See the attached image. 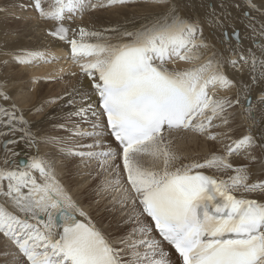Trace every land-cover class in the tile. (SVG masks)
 Segmentation results:
<instances>
[{
  "label": "snow or ice",
  "instance_id": "obj_1",
  "mask_svg": "<svg viewBox=\"0 0 264 264\" xmlns=\"http://www.w3.org/2000/svg\"><path fill=\"white\" fill-rule=\"evenodd\" d=\"M131 2L0 0V24L44 22L79 69L26 109L14 73L60 58L0 31V264H264V0H148L138 23L73 26ZM70 160L98 178L107 223L63 182Z\"/></svg>",
  "mask_w": 264,
  "mask_h": 264
},
{
  "label": "bare ground",
  "instance_id": "obj_2",
  "mask_svg": "<svg viewBox=\"0 0 264 264\" xmlns=\"http://www.w3.org/2000/svg\"><path fill=\"white\" fill-rule=\"evenodd\" d=\"M129 9L126 10L123 9L122 7H117V8H112L111 10L99 9L98 12L91 11L89 14H87L88 16L83 17L82 20L80 19L75 20L73 26L82 25L90 28H101V27H110L115 25H124L125 23H128L130 25L132 22L138 23L141 17L156 11V9L152 7L148 2H146L145 4H141V3L136 4L132 7H129ZM44 26H45L44 22H40V21H30L27 25H24L18 21L9 20L3 24H0V31H3L5 29L18 28L21 30L22 35L20 37H17L16 40L20 44L31 49H40V50L48 49L50 53L60 58L62 55H64V49L67 48V46L64 45L62 42H57L51 40V38L46 37L43 31ZM25 32L27 33V35H23V33ZM4 39L5 37L0 35V42H3ZM245 43H248V41H246ZM177 66L187 67V64L180 63ZM61 69L64 70L63 80L56 79L51 82L42 81L39 85L36 86L35 92L29 91V88L31 87L30 84L31 76L51 75L53 77H58L61 75L60 72ZM73 71L77 73V76H71L68 74ZM14 77L25 82L19 86L20 88L23 89L24 94L22 96H17L16 99H17V103H19L22 107H25L27 109L32 105H39L45 99L50 98L56 94L62 93L65 90L71 89L73 86L77 85L79 82V69L75 65H71L70 63L63 61L60 58L51 63H43L38 67L19 69L17 72L14 73ZM52 84H55L54 88L48 90L49 86H51ZM13 92L15 94L16 90L14 89ZM47 111L48 113H45L46 115L47 114L54 115L57 109L55 107H52V108H48L46 112ZM42 116H44V114L43 115L34 114L29 116V118L34 122L33 131L39 130L41 132H44L50 130L51 122L46 121L45 116L44 118H42V120L40 119V122L37 121ZM176 135L182 136L184 134L180 133ZM192 141L195 144H199L201 142L200 141L199 143H197L194 140ZM188 145L190 146V144ZM50 151H54V150L51 148H44V147L41 148L42 154L44 152H50ZM66 164H67V168L63 169V171L66 173H71V175H64L63 182L68 187L74 199L78 200L86 208V210L89 211L90 214L92 213L91 211L94 210L93 216L95 214L98 215L99 222L107 223L109 218V213L104 209L106 205L109 204V198L106 194H103V196L99 197L97 195L98 193L94 191V189L98 184V178L93 179L92 177L87 175L86 173L88 169L77 170L74 167V165L76 164L75 160L66 161ZM98 200H100L99 203H97ZM99 205H101V207H98Z\"/></svg>",
  "mask_w": 264,
  "mask_h": 264
},
{
  "label": "rangeland",
  "instance_id": "obj_3",
  "mask_svg": "<svg viewBox=\"0 0 264 264\" xmlns=\"http://www.w3.org/2000/svg\"><path fill=\"white\" fill-rule=\"evenodd\" d=\"M135 2H131L130 4H129V6L127 5V6H124V7H122L123 9H126V10H128L129 9V7H132V6H134V5H136V4H139V3H141V4H145L146 2H148V0H134ZM138 1H139V3H138ZM143 2V3H142ZM127 7V8H126ZM112 9V8H111ZM111 9H109V10H111ZM131 9V8H130ZM129 9V10H130ZM103 10V9H102ZM98 12L99 11V9H96L95 10V12ZM91 12V11H90ZM90 12H86V14L84 15V17H86V16H88L87 14H89ZM92 12H94V11H92ZM79 18H77L76 20H78ZM81 20V19H80ZM70 77V76H69ZM48 83V82H47ZM54 85L55 84H52L51 86H49V88H48V90L49 89H52V88H54ZM46 113H48V111L46 112ZM46 114H44V116H45ZM44 116H42V117H40L37 121H39L40 122V119L42 120V118H44ZM179 142V143H178ZM193 143V144H191V143ZM177 143H178V145H179V147H180V149L181 150H183V151H185V152H187V153H189L190 155H199V156H203V155H205L206 154V152L208 151V147H209V145L206 143V142H204V141H201L199 144H195L193 141H186V140H178L177 141ZM182 144V145H181ZM185 144H186V146H185ZM188 144H190V146L188 145ZM205 144H206V146H205ZM188 145V146H187ZM185 146V147H184ZM192 146V147H191ZM205 146V147H204ZM185 149H184V148ZM201 147V148H200ZM193 151V152H192ZM201 151V152H200ZM199 153H201V154H199ZM94 167V166H93ZM91 181V180H90ZM99 197H101V196H103V194H97ZM77 198V197H76ZM98 201H100V200H98ZM94 202V201H93ZM95 203V202H94ZM98 207H101V205H99ZM92 208V207H91ZM90 208V209H91ZM92 213L90 214L92 217H93V219L94 220H96V221H99V219H98V215H94L93 216V212H94V210H92L91 211ZM104 212V211H103ZM96 217V218H95ZM101 223H106V222H101Z\"/></svg>",
  "mask_w": 264,
  "mask_h": 264
}]
</instances>
